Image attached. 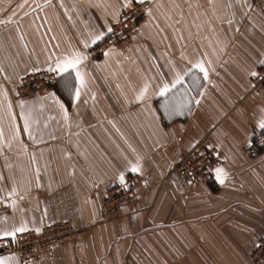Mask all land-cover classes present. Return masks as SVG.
I'll use <instances>...</instances> for the list:
<instances>
[{
	"label": "crops",
	"instance_id": "obj_1",
	"mask_svg": "<svg viewBox=\"0 0 264 264\" xmlns=\"http://www.w3.org/2000/svg\"><path fill=\"white\" fill-rule=\"evenodd\" d=\"M144 1L134 41L92 56V38L128 0H0V218L30 230L58 221L91 228L35 261L0 253L13 264H253L264 233V156L246 146L264 130V92L250 86L264 62V0ZM73 52L87 57L78 100L75 73L12 98L21 76ZM177 74L182 84L158 96ZM21 102L34 107L28 132ZM207 132L219 158L212 176H170ZM121 175H137L136 203L103 221L100 199Z\"/></svg>",
	"mask_w": 264,
	"mask_h": 264
},
{
	"label": "built area",
	"instance_id": "obj_2",
	"mask_svg": "<svg viewBox=\"0 0 264 264\" xmlns=\"http://www.w3.org/2000/svg\"><path fill=\"white\" fill-rule=\"evenodd\" d=\"M150 2L130 4L112 23V31H107L103 38L88 50L90 55H99L109 48L124 49L135 39L138 22L145 16ZM59 76L47 69L27 73L21 76L14 86L12 98L24 100L44 92ZM251 90L264 92V63L250 77ZM250 156H264V130L256 131L246 146ZM216 147L211 142V133L201 136L190 148L182 152L172 163L169 175L178 181H204L213 174L218 164ZM137 175H129L124 183H117L106 188L100 199V211L103 221L120 217L122 211L129 210L137 200L135 189ZM90 226L76 228L68 221H58L44 225L39 232L29 230L18 234L16 242H0L1 254H16L22 261L30 262L39 259L54 245L74 242L84 238L90 232ZM253 264H264V233L257 240L250 252Z\"/></svg>",
	"mask_w": 264,
	"mask_h": 264
},
{
	"label": "snow or ice",
	"instance_id": "obj_3",
	"mask_svg": "<svg viewBox=\"0 0 264 264\" xmlns=\"http://www.w3.org/2000/svg\"><path fill=\"white\" fill-rule=\"evenodd\" d=\"M144 0H128V2L124 5L125 7H128L130 4H135V3H143ZM211 2V0H210ZM239 2V0H237ZM229 7L231 5H228ZM109 32L112 31L111 28L108 29ZM103 33H99L94 35L92 38L91 43L95 44L97 41H100L103 38ZM88 45L85 44V47ZM87 59L86 56H83L80 52H73L71 56H65L61 60H57L55 63V66L52 67L50 66L47 71L49 72H54L58 76H65V74L68 75V77H71L72 73H75V84L72 86L74 88V100H78L80 98V90L81 88L84 87V77L82 72L80 71L79 65L82 63L83 60ZM264 63V62H262ZM193 67L199 68L201 72H205V69L202 64H196ZM2 71V70H0ZM206 72H205V77H206ZM250 75L255 76L256 72L250 73ZM183 82L182 77L177 74L174 78V80L171 83L168 82H162V86L159 88V91L156 93L158 96L161 97H166L167 94L172 92L173 89L177 87V85H181ZM147 90V85L145 88L141 91V93L136 97L137 100H140L143 98L144 93ZM52 95V98L55 100L57 104H59L60 108L63 110L64 105L60 103L59 100L55 98L54 94ZM47 98V97H46ZM20 107L23 109V114L22 118L25 123L24 131L28 132L29 128L31 126L30 122H33V112H34V107L30 104H27L25 102H21ZM10 108V106H9ZM9 114L11 115V112L9 111ZM65 119H67V113L65 112ZM259 126L261 128H264V121H261L259 123ZM31 135V133H29ZM2 135V134H0ZM132 172H138L139 169L138 167H132L131 168ZM217 173V179L219 180L220 183H223V178H222V173L223 170L217 168L216 170ZM120 183H124V177L121 175L119 177ZM16 195V190L12 189L9 193L8 196L11 198L12 196ZM23 199V197H21ZM13 207L15 206V201H12ZM8 221L7 218H0V225H4V227L0 228V240H10L12 243L16 242V238L18 234H23L25 232H28L30 229L28 228L26 223H21L19 226H13V227H8L7 226ZM37 232H39V229H36ZM16 260V257L14 255H9V256H0V264H13V262Z\"/></svg>",
	"mask_w": 264,
	"mask_h": 264
},
{
	"label": "rangeland",
	"instance_id": "obj_4",
	"mask_svg": "<svg viewBox=\"0 0 264 264\" xmlns=\"http://www.w3.org/2000/svg\"><path fill=\"white\" fill-rule=\"evenodd\" d=\"M116 218H118V217H115L114 219H116ZM113 220V219H112Z\"/></svg>",
	"mask_w": 264,
	"mask_h": 264
}]
</instances>
